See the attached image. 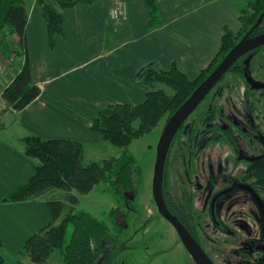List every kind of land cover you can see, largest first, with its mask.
Segmentation results:
<instances>
[{"label":"crops","instance_id":"1","mask_svg":"<svg viewBox=\"0 0 264 264\" xmlns=\"http://www.w3.org/2000/svg\"><path fill=\"white\" fill-rule=\"evenodd\" d=\"M49 1L64 19L63 32L51 35L38 0H25V47L17 36L9 38L6 54L16 62L0 75L2 96L27 60L41 90L21 112L0 100V242L7 264H18L27 241L56 219L47 198L5 200L36 173L37 161L25 154L22 138L79 142L88 159L106 160L114 152L92 119L111 105L144 101L150 88L137 80L141 69L158 63L193 81L220 52L225 29L241 30L232 0H157L161 25L153 29L149 0H96L73 8ZM119 4L124 13L116 15Z\"/></svg>","mask_w":264,"mask_h":264},{"label":"trees","instance_id":"2","mask_svg":"<svg viewBox=\"0 0 264 264\" xmlns=\"http://www.w3.org/2000/svg\"><path fill=\"white\" fill-rule=\"evenodd\" d=\"M57 1L64 8H73L96 0ZM232 1L240 11L241 30L236 33L225 29L220 52L197 79L192 81L176 68L165 71L158 63H151L137 75V80L150 88L141 104L111 105L92 119L93 130L102 135L105 143L124 150L121 157L85 164V146L79 142L44 140L36 136L22 138L25 154L37 161L36 173L26 185L12 192L5 200L21 202L47 198L48 203L55 206L56 219L27 241L18 264H26L25 260L46 264L56 252L61 254L65 264H105L103 255L106 247L103 242L107 231L92 222L89 215L73 213L72 206L78 202L74 192L86 195L104 183L118 198V202H122L128 193L138 192L140 171L134 157L127 151L130 145L154 132L165 118L168 123L239 43L264 32V0ZM38 3L43 9L50 34L62 33V15L49 0H38ZM149 6L150 28L153 29L161 25L160 9L157 0H149ZM28 22L29 12L25 0H0V47L5 53L11 44L9 38L13 36H17L21 46L25 47ZM244 68L239 61L228 73L243 72ZM164 86L172 88L175 94H166L162 88ZM40 95L41 90L33 83L29 62L25 60L21 71L3 92L2 99L14 112H21ZM256 177L264 186V162ZM167 187L164 178L165 200ZM58 191L61 193L58 194ZM64 198L65 202L62 200ZM70 228L73 233L66 246ZM0 264H7L2 255L1 242Z\"/></svg>","mask_w":264,"mask_h":264},{"label":"flooded vegetation","instance_id":"3","mask_svg":"<svg viewBox=\"0 0 264 264\" xmlns=\"http://www.w3.org/2000/svg\"><path fill=\"white\" fill-rule=\"evenodd\" d=\"M255 51L239 60L245 66L243 72L227 73L221 82L228 74H236L243 78L246 88H243L242 94L238 93V96L249 104L251 110L258 112L255 113L256 118L261 112L260 100L256 97V91L264 89H253L245 74L248 70L257 83L264 84L257 80L259 77L253 70V64L257 61L258 55L264 51V47ZM261 78H264V74ZM231 90H234L233 87L228 88L226 92L224 90L217 91L211 102L218 104L221 100L224 101L225 97H233L234 94ZM219 115L225 122L217 124L216 111L212 106L206 110L203 116L206 125L215 126L214 129H211L212 135L207 140L204 137L201 139L198 135L196 123L193 124L190 131L191 133L195 132V135L188 139L189 131L186 124L191 117L178 132L166 162L164 178L168 187L165 190L167 200L165 197L164 200L170 213L190 233L212 264H264V186L259 183V179L256 177L264 162V155L259 149V144L263 142L262 137L255 133L257 124L254 117L247 119L248 126H246L235 119L229 121L226 118L225 110H219ZM188 143L189 146H187ZM210 144H216L217 147L223 148L227 152V156L222 159L223 162H219V165L213 151L209 150L210 147L215 146ZM177 149L179 151L177 156L181 158L185 155L186 149L190 150V158L192 161L194 160L195 165L189 161L186 166H190L192 171L198 172L206 181L205 185L197 184L194 194L187 188H182L180 194L173 190L170 167L174 151ZM232 157L236 160L234 174H231ZM225 182L227 186H224ZM234 187L236 188L234 189ZM131 193L134 194V192ZM131 193L126 196H130ZM196 197L199 198L198 201ZM197 208L200 209L201 214L197 215ZM161 218L169 223L164 217L161 216ZM203 226L204 228H202ZM172 228L179 238L180 244L191 257L178 232L173 226ZM203 229L204 235L202 234ZM136 235L132 237V240L136 239ZM203 236L207 240L213 241L211 249L206 247ZM222 240L228 241V244L221 248L222 242L220 241ZM191 259L195 264H198L193 257ZM103 260L105 262L104 258Z\"/></svg>","mask_w":264,"mask_h":264},{"label":"rangeland","instance_id":"4","mask_svg":"<svg viewBox=\"0 0 264 264\" xmlns=\"http://www.w3.org/2000/svg\"><path fill=\"white\" fill-rule=\"evenodd\" d=\"M15 51V50H13ZM253 70L259 77L257 80L264 83V51L261 52L257 61L253 64ZM234 94L233 97H225L224 101L215 104L211 102L217 91H227L228 88ZM166 94L173 96L175 91L167 86L162 87ZM243 88H246L243 78L236 74H228L226 78L216 87V89L209 95L205 102L198 108L186 124L189 131V137H193L191 133L193 124L198 127V135L201 139L211 137V129L215 126L209 127L203 121V116L207 109L212 106L215 108L217 115V124L225 122L219 115V110H225L226 118L229 121L235 119L241 121L242 124L248 126L247 119L254 117L257 124L256 135L262 137V143L259 144L260 152L264 155V90L256 91V97L260 100L261 107L260 114L255 118V113L251 110L249 104L238 96L242 94ZM215 104V105H214ZM0 113H3V107L0 106ZM258 113V112H257ZM256 113V114H257ZM167 118L162 120L160 126L151 134H148L140 139L135 140L127 149L129 155L134 157L136 164L140 171V180L138 182V192L131 193L126 196L122 202H118V198L110 191L108 185L101 183L94 188L90 194L76 193L78 202L72 206L74 214L85 213L90 216L91 221L103 227L107 231L104 239V246L106 250L103 258L105 264H195L187 251L180 244L172 226L163 220L157 210L156 203L153 197V180L155 173V165L157 161L158 145L163 136ZM252 132H254L252 130ZM251 137L249 138V140ZM207 143V142H206ZM247 143V141H246ZM109 145V144H108ZM215 147H210L213 151L215 160L218 165L223 162L222 159L227 156V152L223 148L217 147L216 144H210ZM189 146V143L187 144ZM112 147L114 152L110 154V158H119L123 155L124 150ZM206 147V146H205ZM204 147V148H205ZM85 155V164L94 162L91 157L88 159L87 151ZM203 152V151H202ZM178 149L174 151V157L171 162V184L175 193L180 194L181 189H189L193 194L197 184L205 185L206 181L198 174L192 171L190 166H186L189 161L195 165L194 160H191V153L186 149V153L181 158L177 156ZM112 156V157H111ZM235 158L232 157L231 161V174L235 171ZM227 186V183H224ZM199 198L196 197L198 201ZM115 202L116 208L112 210L111 203ZM115 209L117 210L114 214ZM196 213L201 214L200 209H196ZM204 228V226L202 227ZM202 231V230H201ZM204 229L202 234L204 235ZM73 229L68 231L66 246L71 241ZM138 233V234H137ZM137 234V235H136ZM137 236L132 240L133 236ZM204 238L206 247L211 249L212 240ZM212 242V243H211ZM221 248L228 244V241H220ZM22 259V258H21ZM25 260V259H22ZM26 264H34L30 260L24 261ZM46 264H65L59 252L54 253Z\"/></svg>","mask_w":264,"mask_h":264},{"label":"water","instance_id":"5","mask_svg":"<svg viewBox=\"0 0 264 264\" xmlns=\"http://www.w3.org/2000/svg\"><path fill=\"white\" fill-rule=\"evenodd\" d=\"M264 47V33L247 38L239 43L222 61L218 68L195 90L192 96L180 107L166 124L163 136L158 145L157 161L153 180V197L159 214L164 217L178 232L191 257L198 264H212L202 248L197 244L184 226L170 213L163 195V178L166 162L175 137L191 115L204 102L207 96L221 82L229 70L244 56ZM246 78L253 89H264V84L257 83L246 70ZM236 187H234L235 189Z\"/></svg>","mask_w":264,"mask_h":264},{"label":"built area","instance_id":"6","mask_svg":"<svg viewBox=\"0 0 264 264\" xmlns=\"http://www.w3.org/2000/svg\"><path fill=\"white\" fill-rule=\"evenodd\" d=\"M122 14L124 13V5L119 4L118 9L114 12V14ZM16 62L15 55H8L5 53L2 47H0V75H5L11 71L12 67ZM0 100H2V96H0Z\"/></svg>","mask_w":264,"mask_h":264}]
</instances>
